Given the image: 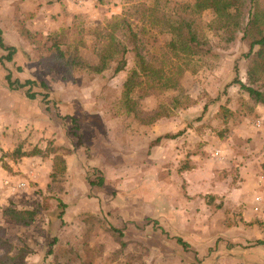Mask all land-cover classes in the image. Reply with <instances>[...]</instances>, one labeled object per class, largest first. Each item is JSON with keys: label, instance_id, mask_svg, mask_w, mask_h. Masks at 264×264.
Here are the masks:
<instances>
[{"label": "rangeland", "instance_id": "rangeland-1", "mask_svg": "<svg viewBox=\"0 0 264 264\" xmlns=\"http://www.w3.org/2000/svg\"><path fill=\"white\" fill-rule=\"evenodd\" d=\"M75 1H72L75 8L72 7V10L67 9V11L64 9L62 12L65 16H59V19L57 16L61 12L53 10L57 0H0L2 38L6 45L17 48V54L13 57L16 61L0 62V81L3 83L0 96L5 94V86H7L5 76L11 72L13 79L24 82L26 77H29L47 84V90L36 86L32 90L38 92L36 98L42 107L50 105L51 113L54 112L55 102H52L50 98V89L67 84L70 92L82 98L83 102H87L86 107L90 109V113L95 111L102 115L105 119L103 122L105 128L109 126L108 120L115 118L119 121L117 117L120 116L125 125L133 122L140 123L126 116L122 104L123 85L129 69L133 66L134 54L131 50L126 54L128 62L126 70L115 74L113 68H108L100 74H94L79 69L67 72L60 64L53 63L47 58L43 45L48 34L56 31L54 27L61 26L60 20L67 17L68 20L64 21V26L59 27L58 30H61L67 42L78 46L81 55L95 63L98 61V52L107 40L109 20L115 14H124L128 17L136 34V43L140 52L148 59L160 58L171 38L161 12L169 15L173 4L183 0H86L88 3L85 4L84 9L78 6L81 4L79 0ZM257 1V12L264 17V0ZM247 2L248 0H241L242 4L240 8H237L241 14L242 25L246 21L244 16L248 9ZM44 7L52 10L50 21L43 19L41 12ZM144 7L150 10L143 11ZM154 7L158 9L157 12ZM233 11H235L234 8ZM215 18L214 7H208L201 13V28L213 51L209 54L193 56L190 60L188 58V70L179 79V88L153 93L151 89L149 92L145 87L143 89V85L136 86L130 93L138 99L139 107L145 111L155 109L160 103L168 104L170 99L180 92L183 96L196 100L197 103L187 108H175L171 117L160 120L168 119L172 124L168 125L170 131H179L187 126L193 129L196 135L200 136V145L208 141L212 142L225 126H229V130L224 135L226 137L233 123L236 124L239 115L246 111L240 101L242 93L239 86L230 85V83L236 75L243 81L247 80L250 62L245 54L249 47L243 41L239 29L234 30L233 40H228L231 33L215 27L213 23ZM23 28H27L33 34L31 39L35 43L21 34ZM116 35L129 49L132 48V41L127 34L118 31ZM176 61L177 59L171 56L167 63L174 66ZM27 62L36 63V66L26 65ZM180 62L183 63L182 60ZM21 64L24 67L18 66ZM18 68L21 69L18 70ZM47 82L52 85H48ZM26 89L27 87L10 89L9 94H13V98H17L18 102L20 99L28 100L30 98L26 96ZM43 92H49L48 103L43 99ZM217 96H220L219 101H210ZM205 102H209L208 108L203 111ZM222 103L239 109L236 117H233L228 124H224L217 116L220 108L218 104ZM76 112V121L70 123L71 132L74 135L72 136L73 150H76V145H79L78 134L81 136L84 132L83 128L89 127L87 124L81 126L82 118L84 116L91 118L89 115L86 116L84 111L76 109ZM36 125L38 131L35 133L36 139L31 132L26 137L24 129L22 130L24 135L16 130V127L11 129L10 134L15 142L14 148L21 145L23 150H31L37 146L32 142L38 139L48 141L43 150L56 147L53 141L44 137L42 127L39 129V124ZM0 131L2 132V129ZM185 131L190 133L188 128ZM84 135L89 134L86 132ZM29 140L32 141L27 146ZM189 144L192 143L189 142ZM194 149L197 147L192 150ZM1 150L3 149L0 146V159H3ZM51 155L48 154L47 157ZM21 159L14 161L5 157L4 161L10 165ZM0 167L3 168L1 161ZM11 168L9 172L14 173L12 166ZM44 168V165H40L39 162L29 161L23 164V168L19 167V173L30 180V177H42ZM65 173L66 170L56 181H50L51 183L44 189H40L38 184L32 181L25 183L26 186L22 188L0 187V207L4 204L5 208L13 205L18 208L38 209L36 219L31 225H18L11 219L16 226L13 229L3 227L6 238L14 245L13 254H16L21 247L29 250L21 264H56V262L59 264H66V262L67 264H123L131 256L135 264L140 262L146 264H264V245L257 243V240L264 241V220H256L254 226L250 222L243 221L241 226L239 223L240 220L242 221L241 213L237 208L229 206L226 212H220L218 209L222 205L210 203L208 196L204 202L200 197L199 199L186 195V183H182L180 189H177L175 195L168 200L171 203L168 204L169 209L173 212L172 220L166 219L160 213V206H154L148 217H139L134 223L123 222L119 227L113 224V215L77 213L78 203L76 208V204H72L69 191L65 193ZM87 173L89 181L100 177L93 170H88ZM19 181L25 180L20 179L13 184L16 185ZM97 187L100 186L93 185L92 190ZM110 191L116 194L113 189ZM168 191L169 195L174 192L173 189ZM13 198L19 204L14 203ZM191 199L194 201L192 202ZM60 201L66 206L60 207ZM132 208L134 210V206ZM61 211L63 215L59 217ZM115 219V222L121 224L118 218ZM154 220L158 222L157 226L153 224ZM108 224L123 230L124 240L128 242L123 250L106 229L105 226ZM160 228L165 231L162 232ZM177 237H181L189 247L184 248L178 244ZM49 249L53 250L51 254L48 253ZM0 254H2L1 250Z\"/></svg>", "mask_w": 264, "mask_h": 264}, {"label": "crops", "instance_id": "crops-1", "mask_svg": "<svg viewBox=\"0 0 264 264\" xmlns=\"http://www.w3.org/2000/svg\"><path fill=\"white\" fill-rule=\"evenodd\" d=\"M72 1L76 2L57 0L54 4V12H61L57 16L59 19V16H65L62 12L64 9L67 11V9L72 10V7L75 8ZM79 2L80 5L76 4L82 9L88 3L86 0ZM42 10L43 19L50 21L52 10L49 7H44ZM65 20L67 21L68 18L61 19V26L54 29L58 30L59 27L64 26ZM4 52L6 51L0 48V57ZM13 60L16 61L15 58ZM25 64L36 66V63L31 64V62ZM18 66L24 67L22 64ZM47 83L52 85L50 82ZM63 85L50 89V98L55 102L54 112L51 113L50 105L42 107L37 98L20 99L18 102L17 98H13V94H9L11 90L7 83L5 94L0 96V129H2L0 146L4 151L13 150L15 142L10 133L14 127L22 134L24 129L26 137L31 132L36 139L38 123V128L43 129L40 131L44 137L53 141L54 146L70 149L71 153L64 156L65 193L69 191L72 204H76V208L78 203L77 213L113 215V224L120 227L123 222L134 223L139 217H148L153 211L152 207L160 206V213L166 219L172 220L173 212L169 209L168 204L171 203L168 200L175 195L177 189H180L182 183H186V195L200 197L204 202L208 196L210 203L222 205L218 209L220 212H226L229 206L237 208L241 213L242 221L239 222L241 226L243 221L250 222L254 226L256 220H264L263 216L253 210L255 196L264 195V187L259 183L260 175L264 172V106L257 105L253 112L244 111L239 115L236 124L233 123L230 132L223 139L217 137L212 142L208 141L200 145V136L189 127L190 133L185 131L178 138L163 139L167 132L177 131L168 129V125H172L168 119L150 125L134 122L125 125L120 116L117 117L119 121L115 118L107 121L109 125L106 126L107 132L109 131L107 133L102 115L95 111L90 113V109L86 107L87 102H83L82 98L70 92L67 84ZM2 86L3 83L0 81V88H3ZM3 103H6V106ZM76 109L84 111L85 115L91 118L85 116L82 118L81 126L87 124L89 127L83 128L81 141L76 145V150H73L74 135L70 123L71 118H77ZM230 109L237 110L236 107ZM86 132L88 136L84 135ZM160 136L163 138L155 142ZM40 140L32 143L44 149L48 141ZM31 141L29 140L27 146ZM194 147L197 149L192 150ZM52 157L53 154L50 157L38 155L22 157L17 163H10L14 173L0 167V187L16 189L13 183L24 179L25 183L32 181L37 183L40 189H44L51 183ZM29 161L44 165L42 177H30L28 180L19 173V167L23 168V164ZM197 163L199 164L196 167ZM183 164L191 167L181 170ZM94 169H97V175L104 178V184L97 187L99 191L92 190L93 186L87 179L88 170ZM7 180L10 181L9 184L5 183ZM110 189L116 194L111 193ZM171 189L174 192L169 195L168 190ZM12 201L19 204L14 198ZM191 201L193 202L194 199ZM4 209L5 205L2 204L0 226L13 229L16 225L4 214ZM115 218H118L121 224L115 222Z\"/></svg>", "mask_w": 264, "mask_h": 264}, {"label": "trees", "instance_id": "trees-1", "mask_svg": "<svg viewBox=\"0 0 264 264\" xmlns=\"http://www.w3.org/2000/svg\"><path fill=\"white\" fill-rule=\"evenodd\" d=\"M241 0H183L174 3L171 7L170 14L161 12V17L165 23L167 31L170 33L171 38L167 42L162 56L146 58L139 50L136 43V34L131 27L128 17L122 14H115L109 20L107 24V40L101 50L98 52V61L95 63L90 62L89 59L81 55L77 45L69 43L65 40L61 30H56L48 34L47 40L43 45L47 58L53 62L60 64L67 72L74 70H85L89 73L100 74L108 68H113L114 73L117 74L127 68L126 54L131 50L134 54L133 66L128 71V76L124 82L123 93V108L126 112V116L132 118V120L140 122V124L150 125L162 118H169L174 114L175 108L184 107L187 108L195 103L196 100H192L189 96H183L181 92L173 96L170 102L160 103L157 107L151 111H145L138 105V99L134 98L130 93L136 86H143L149 92V89L156 92H164L172 88L179 86V79L182 77L187 69L188 58L189 60L193 56H201L211 53L212 47L204 36L202 30V22L200 19L201 13L208 7H214L216 18L213 20L215 27L222 28L224 32H230L231 36L228 40H233L234 30L239 29L242 33V39L249 47L245 56L250 62V66L247 69V80L243 81L238 75L234 77L230 85L239 86L241 96V103L247 112H253L257 105L264 106V20L259 12H257L258 1L248 0V9L244 18L246 19L244 25L241 24V14L239 9L241 6ZM233 8L235 11H233ZM155 12L157 8L154 7ZM150 10V8L144 7L143 11ZM122 31L127 34L132 41V48L121 41L116 35V32ZM21 34L30 42H32L33 34L27 29L23 28ZM35 43V42H32ZM0 48L6 51V54L0 57V62H11L14 55L17 52V48L12 45H6L2 38V30L0 28ZM176 58L175 65H168V59ZM182 60L183 63L180 61ZM21 68H18V70ZM237 69V68H236ZM237 72V70H236ZM6 81L10 89H23L26 88V96L30 99H35L38 92L32 90L34 86L48 89L47 84L44 81L37 82L30 78L22 82L19 79H13L11 72H8L5 76ZM145 79V80H144ZM179 88V87H178ZM43 99L48 103L49 92H43ZM246 95L247 97H244ZM220 96L211 98V102L219 101ZM228 101V100H227ZM208 103L205 102L204 110H207ZM236 111L231 110L226 103L220 104L219 111L217 112L218 119L224 124L236 117ZM199 119V118H198ZM76 120L71 118V122ZM188 128V126H187ZM179 130L174 133H167L163 137H158L155 142H159L163 139H175L181 136L185 130ZM229 130V126H225L224 130H221L218 134L219 139H223L224 135ZM77 135V134H75ZM78 141L80 143L81 136L78 134ZM38 148L37 146L31 150H23L21 145H17L11 152L2 151L3 159L1 158V166L11 171V166L4 161L5 157H8L14 161L25 156H42L45 157L48 154H53V168L50 173V180L56 181L62 176L66 170L64 156L71 153V150L64 146H56L49 148V150ZM50 152V153H49ZM191 166L183 164L181 170L189 169ZM97 172V169L93 170ZM90 184L96 186H102L104 184V178L100 176L97 180H90ZM60 207H65L66 204L62 201L59 203ZM4 214L12 219L16 224L22 226L31 225L38 214V209L33 208H18L16 206H7L4 210ZM63 211L60 216L62 217ZM91 219V218H89ZM154 225H158L156 220L153 221ZM108 232L114 237L116 242L119 243L120 249H124L128 242L124 240V232L121 228H117L113 225L105 226ZM163 232V229H161ZM5 230L0 226V264H21L24 262L28 248L21 247L16 254H13L14 245L5 236ZM176 241L184 248H188V244L181 238L177 237ZM258 244L264 245V241L257 240ZM49 254L53 252L52 249L48 250ZM68 262H66L67 264ZM59 264V262H56ZM123 264H135L133 256L126 260ZM139 264H146L140 262Z\"/></svg>", "mask_w": 264, "mask_h": 264}, {"label": "built area", "instance_id": "built-area-1", "mask_svg": "<svg viewBox=\"0 0 264 264\" xmlns=\"http://www.w3.org/2000/svg\"><path fill=\"white\" fill-rule=\"evenodd\" d=\"M260 179H261V181L259 183L262 184L264 187V172L261 173ZM5 183L9 184L10 181L7 180ZM25 186H26V184L24 181H20L16 184L17 188H22ZM253 210L256 214H259V215L263 216V218H264V195L258 194L255 196V205L253 207Z\"/></svg>", "mask_w": 264, "mask_h": 264}]
</instances>
